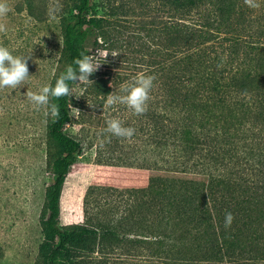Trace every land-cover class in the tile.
Listing matches in <instances>:
<instances>
[{"label": "trees", "instance_id": "trees-1", "mask_svg": "<svg viewBox=\"0 0 264 264\" xmlns=\"http://www.w3.org/2000/svg\"><path fill=\"white\" fill-rule=\"evenodd\" d=\"M105 2L101 16L94 0H77L59 16L58 62L66 65L57 77L75 67L81 52L122 50L119 65L126 72H107L93 84L102 103L139 72L155 80L146 113L128 109L124 125L136 130L131 142L115 154L120 141L105 132L99 136L104 146L94 145L96 162L165 178L201 177L208 207L182 204L181 223L191 224L200 213L217 235L222 264H264V21L256 22L255 9L244 0H143L137 16L127 0ZM139 32L144 35H134ZM50 102L59 105L60 116H50L46 133L63 154L47 161L52 183L40 215L41 264H196L97 256V230L59 225L63 185L83 147L64 132L71 122L70 97ZM226 212L234 216L230 228L224 226Z\"/></svg>", "mask_w": 264, "mask_h": 264}, {"label": "rangeland", "instance_id": "rangeland-1", "mask_svg": "<svg viewBox=\"0 0 264 264\" xmlns=\"http://www.w3.org/2000/svg\"><path fill=\"white\" fill-rule=\"evenodd\" d=\"M94 1L96 13L104 15L105 0ZM5 2L10 11L0 19L7 28L0 33V46L7 47L13 55L31 53V59L28 61L30 77L23 87L0 89V264H41L38 259L42 240L40 215L45 191L52 183L47 161L50 156L62 155L63 150L47 137L50 115L46 114V108L34 107L24 93L38 92L42 86L53 83L66 65L58 62L62 49L59 16L77 0ZM127 2V8L135 16L139 15L143 0ZM257 2L260 7L253 14L258 23L264 21L260 16L264 7L262 0ZM136 34L144 35L143 32ZM121 51H113L119 53L115 57L110 53L105 62L100 59L105 52L94 55L101 65L89 77L93 83L72 84L71 122L65 125L64 132L82 143L83 152L75 158L63 185L59 225H81L97 230V256L225 263L217 235L206 229L205 218L200 213L191 224L181 223L178 218L184 203L201 210L208 207L201 177L165 178L143 169L110 167L96 162L94 145L106 128V120L118 118L125 124L130 115L124 105L105 108L106 99L102 103L93 91L95 80L104 74L105 80L107 72L111 77L117 72H126L119 65L123 61ZM118 139L115 154L131 142ZM185 196L189 199H184Z\"/></svg>", "mask_w": 264, "mask_h": 264}, {"label": "clouds", "instance_id": "clouds-1", "mask_svg": "<svg viewBox=\"0 0 264 264\" xmlns=\"http://www.w3.org/2000/svg\"><path fill=\"white\" fill-rule=\"evenodd\" d=\"M244 4L253 9L260 7L257 0H244ZM9 11L10 8L5 0H0V19L4 18ZM6 31V25L0 23V33ZM118 54L116 52L111 53L113 57ZM108 55V53L104 54V62ZM30 59L31 53L19 56L13 55L7 47L0 46V89H19L23 87L26 80L30 77L28 68ZM73 65L75 67L72 65L66 67L65 71L55 79L54 85L48 83L42 86L38 92L27 90L24 93L27 100L34 107H45L47 110L46 114L50 115L54 120L60 116V108L58 104L51 103L50 100L73 96L70 83L92 84L93 81L89 77L99 70L101 62L94 55L81 52L79 57L73 60ZM154 80L155 77L152 75H147L144 72L137 73L130 81L120 85L119 94L113 91L107 94L104 107L108 108L119 104L126 106L134 115L145 114ZM109 87L112 88V83L109 84ZM89 106L94 107L92 105ZM75 111L80 113L77 109ZM135 131L133 127H126L120 119L110 118L106 120V128L102 130V135L106 132L117 138L131 140L135 135ZM104 143L105 141L100 139L97 146L102 148ZM233 220V214L226 212L224 217L225 228H230Z\"/></svg>", "mask_w": 264, "mask_h": 264}]
</instances>
